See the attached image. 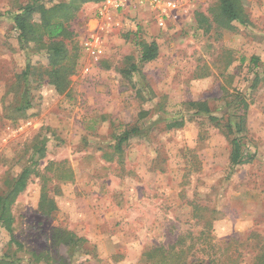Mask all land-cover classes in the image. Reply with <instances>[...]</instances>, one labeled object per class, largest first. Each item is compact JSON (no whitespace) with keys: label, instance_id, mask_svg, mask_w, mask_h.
I'll return each mask as SVG.
<instances>
[{"label":"rangeland","instance_id":"obj_1","mask_svg":"<svg viewBox=\"0 0 264 264\" xmlns=\"http://www.w3.org/2000/svg\"><path fill=\"white\" fill-rule=\"evenodd\" d=\"M26 1L0 0V192L31 158L40 162L12 210L22 248L0 229V256L43 264L33 255H48L60 264L68 248L55 236L66 230L85 241L71 264H255L264 251V0H239L248 24L233 30L199 18L211 21L219 0H171L177 9L162 28L150 9L130 6L97 32L105 47L97 63L81 47L96 14L97 4H87L72 24L79 59L69 91L58 95L31 76V105L19 119L26 54L4 14ZM61 1L68 0H44ZM141 42L158 45L157 59L123 75L138 64ZM30 60L37 70L47 64L43 54ZM238 96L245 105L234 104ZM189 102H205L223 118L246 106L252 162L230 174L226 136ZM176 121L184 125L168 129ZM133 126L149 129L148 137L117 151V138ZM59 165L71 180L56 179ZM44 186L56 206L48 216L38 210Z\"/></svg>","mask_w":264,"mask_h":264},{"label":"trees","instance_id":"obj_2","mask_svg":"<svg viewBox=\"0 0 264 264\" xmlns=\"http://www.w3.org/2000/svg\"><path fill=\"white\" fill-rule=\"evenodd\" d=\"M104 0H68L61 2H52L47 4L44 0H27L13 11H8L4 15L9 16L14 30L17 32V42L19 49L26 54V65L23 73L19 76L21 84L24 86L21 92L18 107L14 109L17 118L24 119L26 111L30 108L29 93L27 84L31 76L35 81L51 85L58 95L66 94L71 84L70 78L75 74L77 61L79 59V46L76 43V33L72 28L73 22L77 19L79 12L87 4H99ZM239 0H219V5L211 13L210 21L203 15L199 18L205 23H214L217 27L224 30H233V23L238 22L241 25H247L248 20L244 16ZM210 26V24H209ZM208 26V27H209ZM208 30V29H207ZM137 35V34H136ZM135 35V36H136ZM140 53L138 64H128V68L122 71L123 75L131 77L132 74H141L139 66L147 64L157 59L159 54L158 45L155 42L139 44ZM35 54H43L46 57L47 64L42 69L33 68L30 57ZM251 62L258 65V58L253 57ZM260 79L257 74L253 79L251 88H255ZM9 95V94H8ZM234 104L245 105L243 98L238 96ZM187 106L198 116H206L208 121L218 127L229 144L228 165L230 174L239 166L249 164L254 156L249 152L244 140L245 136V111L239 113L236 111L231 116L217 117L212 115L205 102H189ZM145 113L140 115L143 119ZM12 119V115L9 116ZM16 119V118H15ZM225 122V125L222 124ZM184 125L182 121L168 124V129L181 128ZM150 130L144 127L133 126L126 129L118 138L115 149L121 151V146L133 138H147ZM41 157L44 152V143H40L34 148ZM39 160L31 158L28 167L22 169L17 177H7L4 180V189L0 192V229H3L10 235V244H14L19 249L22 246L15 241L13 237V227L15 218L12 210L17 199L25 192L31 177L36 174L39 166ZM52 165V164H51ZM57 180L67 181L73 178V174L62 168H57ZM56 209L55 203L49 197L46 186L42 188L38 203V210L43 215H50ZM57 237V238H56ZM58 244L68 248L67 260L60 258V264H71L76 260L80 249L83 248L84 240L77 238L70 231H63L55 236ZM155 251H149L144 254L146 260H151ZM35 262L43 264H52L48 255H33ZM255 264H264V251L259 252L255 258ZM196 261V262H193ZM190 264H211L202 259L193 260ZM0 264H21L18 259L11 258L9 254L0 256ZM32 264V262H31Z\"/></svg>","mask_w":264,"mask_h":264},{"label":"built area","instance_id":"obj_3","mask_svg":"<svg viewBox=\"0 0 264 264\" xmlns=\"http://www.w3.org/2000/svg\"><path fill=\"white\" fill-rule=\"evenodd\" d=\"M147 7L155 15L159 28L164 27L165 20L177 9V4L171 0H104L96 6L95 24L87 30V36L81 42L83 51L89 55L93 62H98L104 56V43L97 33L103 32L115 25V18L119 12L126 8ZM89 67L84 68V73L89 72Z\"/></svg>","mask_w":264,"mask_h":264},{"label":"crops","instance_id":"obj_4","mask_svg":"<svg viewBox=\"0 0 264 264\" xmlns=\"http://www.w3.org/2000/svg\"><path fill=\"white\" fill-rule=\"evenodd\" d=\"M135 8V7H134ZM152 12V11H151ZM95 24V20H91V21H89V23H88V27L90 28L91 26H93ZM88 28V29H89Z\"/></svg>","mask_w":264,"mask_h":264}]
</instances>
